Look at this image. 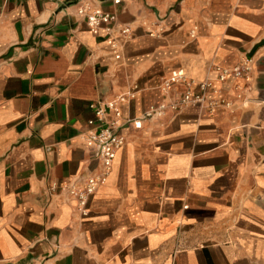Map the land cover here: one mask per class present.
I'll use <instances>...</instances> for the list:
<instances>
[{
    "label": "crops",
    "instance_id": "crops-1",
    "mask_svg": "<svg viewBox=\"0 0 264 264\" xmlns=\"http://www.w3.org/2000/svg\"><path fill=\"white\" fill-rule=\"evenodd\" d=\"M245 58L249 79L218 78ZM175 70L229 105L145 118L184 91L163 89ZM129 91L141 128L83 217L90 106ZM0 264H264V0H0Z\"/></svg>",
    "mask_w": 264,
    "mask_h": 264
},
{
    "label": "built area",
    "instance_id": "built-area-1",
    "mask_svg": "<svg viewBox=\"0 0 264 264\" xmlns=\"http://www.w3.org/2000/svg\"><path fill=\"white\" fill-rule=\"evenodd\" d=\"M78 14L85 17L89 30L94 34L106 31L109 36L116 30L118 39H126L131 35V29L127 25L118 23L117 18L105 13L101 9L89 10L81 6ZM152 35V33H151ZM114 45L115 39L109 38ZM116 58H120L116 54ZM252 60L245 58L241 63L232 68H218V78L226 81L228 78L249 79L252 72ZM174 85H181L184 91L170 104L161 103L145 112V118H151L162 114L168 109L179 111L188 105H195L214 113L221 105L228 106L229 103L223 99H212L213 93H217L210 82L196 83L189 79L183 70H175L164 80L163 89L166 91ZM135 98V92L129 91L116 97L107 103H93L90 107L94 111V118L88 122L90 129L84 134V141L89 149L94 152L100 162V171L91 175L83 181L82 188H70L69 195L77 200L79 211L83 217L88 216L87 205L97 190L105 183L118 151L124 145L120 136V128L127 122H133L136 128H141L140 120H125L122 113V105L129 103Z\"/></svg>",
    "mask_w": 264,
    "mask_h": 264
}]
</instances>
